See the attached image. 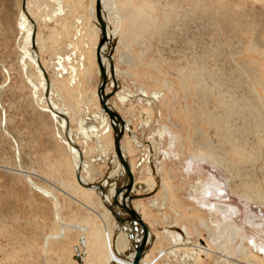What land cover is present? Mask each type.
<instances>
[{
  "label": "rangeland",
  "instance_id": "obj_1",
  "mask_svg": "<svg viewBox=\"0 0 264 264\" xmlns=\"http://www.w3.org/2000/svg\"><path fill=\"white\" fill-rule=\"evenodd\" d=\"M22 1L0 0V264H108L106 250L98 248L105 247V228L111 230L109 247L119 246L121 251L127 245L119 243L122 235H114V230L122 227L106 209L99 190L89 191L88 197L75 189H81L76 182L75 155L63 142L60 122L51 117L57 122L53 124L50 113L43 110V79L25 55L28 28L21 26ZM114 1L120 10L131 8L130 17L140 19L128 29L124 22L118 26L114 64L118 92L127 100L122 103L114 96L111 103L131 126L121 145L133 167V196H140L133 207L149 225L151 239L156 240L153 253H158L147 264H264V255L256 248L264 246V206L231 192L229 181L216 167L186 158L180 112L184 97L176 89L172 72L174 55L185 51L184 40H175L174 31L162 20L163 11H170V2ZM46 5L47 0L30 4L37 25V18L47 17ZM224 5L230 12L253 10L245 18L248 21L253 14L264 19V0L207 2V7L220 10H225ZM92 8H84V16V9L60 6L59 14L61 18H93ZM142 22L150 23L148 32L142 30ZM259 28V24L252 27L253 37ZM260 35L256 47L254 41L245 46L262 54L238 50V56L254 64L257 61L258 79L264 82V34ZM67 72L63 69L62 75ZM142 91L149 97H142ZM155 91L162 94L156 103L151 99ZM97 110L101 129L96 140L88 142L81 133L75 134L76 144L86 150L87 168L80 174L89 183L120 187L126 177L115 155L113 130L104 132L108 119L100 105ZM201 180L208 186L204 197ZM76 225L87 230L71 227ZM136 230L140 235L139 226ZM82 237L87 242L83 262L74 253ZM206 246L215 253L202 252ZM219 253L227 258H220Z\"/></svg>",
  "mask_w": 264,
  "mask_h": 264
},
{
  "label": "bare ground",
  "instance_id": "obj_2",
  "mask_svg": "<svg viewBox=\"0 0 264 264\" xmlns=\"http://www.w3.org/2000/svg\"><path fill=\"white\" fill-rule=\"evenodd\" d=\"M36 1L38 0H28L26 2V11H23L22 13L21 26L24 28H28L26 38L27 46L26 49H24L25 55L38 68L40 76L43 79L44 91L46 90V83L44 76L37 65V60L40 59L38 51L36 53L32 50L31 41L34 26L32 25V28V26L28 24V21H30V17L32 18L36 26L35 42L36 46L38 47V25L36 24V21L32 17L30 11V4ZM168 1L170 2V11H163L164 18H162V20L165 23L166 27H169L172 32L174 31L172 35L173 37H175V40L177 38H179V40H184L183 46L185 51H182L183 55H176L177 57L174 55V59H172V72L177 81V88H175L177 90L179 89L183 94L182 96L184 97L183 106L181 107L180 112L182 114L181 123L185 128L184 132L186 134V158L188 159V161L193 163H207L211 166L216 167L226 176L229 184L231 185V192L239 196L240 199L250 202H257L264 206V82H261L260 79H258L257 73H259V70L257 61L254 64L253 61L244 60L238 56V50H245L246 53L249 54L256 53L260 55L263 53V51H260L255 47L260 43V33L264 34V25L262 23L264 22V19L259 15L256 16L255 14H253L254 16L251 15L252 18L249 21L246 20L245 18L248 17L247 15L250 12V14H252L253 10L249 11V13L241 11L238 12L236 10H231L230 12L225 7V5V10H220L215 7L209 8L207 7V2L210 0ZM213 2H219L221 5L225 4V2L220 1ZM95 4L96 2L94 1L91 15H93V23L96 26L98 33L101 34L100 26L97 22L95 14ZM120 9L121 8L118 7L117 2H115L114 0H108V3L107 0H102V14L107 25V35L111 42L110 44H105V46L102 48V54H106L107 56L108 47H110V49L114 52L113 61L115 59L114 56L117 44V42L115 43V41L119 35L118 26L121 24V22H124L125 27H127L128 29L140 23L139 18L130 17L132 11L131 8H127L126 10ZM180 14L182 17H179ZM142 24L144 27L142 28V30L148 32L151 29L150 23L142 22ZM255 24H259L260 28L256 32L255 37H253L251 35V31L253 30L252 27H254ZM238 35L241 37L240 40L239 37H237ZM247 41H250L251 43L252 41H254L255 47H246L245 44ZM38 48L40 49V47ZM104 55L102 56V61L107 69V73L109 76V62L104 57ZM71 73L75 74L74 71H72ZM115 74L118 88L120 89L116 66ZM54 85L56 87L58 86L56 85V83H54ZM111 87L112 82L106 87V94L111 91H109ZM141 94L144 98L149 97V95L147 97V93L144 91H142ZM161 95V92H152V101H155L156 103ZM116 96L122 101V103L127 100V96H121L120 92H117ZM45 100L46 102L41 101L42 103L44 102V106L41 103V105L43 106V110L45 112H49L52 118L60 122V126L65 133L63 142L64 144L71 147L69 148L70 153H73L75 155V173L78 172V170L82 172L83 168H87V165L83 160H81L80 154L78 150H76L77 146L74 143V138L72 136L73 132L71 133L70 130V132L67 133L68 131L66 132L67 126L64 118H61L60 120L56 115V113L60 114L62 110L57 107L56 103L52 100L51 97L49 99L45 98ZM47 102L50 104V106H48ZM66 103L67 105H70L68 102ZM149 104H152V102L149 101ZM108 105H110V107L114 109L111 100L109 101ZM50 108H52V110H50ZM101 112L103 113L106 120L108 119V123L104 121L107 124L106 126H104L106 127L104 132H110L112 128L111 121L102 109ZM93 129H95V127H93ZM130 130L131 126L126 122L125 133L126 131ZM82 132V134H84V137L89 140L90 137L86 134V131L82 130ZM78 133L80 132L78 131ZM95 136L97 135L95 134ZM122 150L126 158V152L123 147ZM85 152L86 150L81 151L82 154L86 155ZM129 165L131 170L133 171L132 165L130 163ZM119 166L124 172V169L120 165V163ZM81 180L84 184H93L87 182V180H85L82 176ZM203 181L205 180L203 179ZM203 181L201 182V184L204 197L208 193V186L207 183H204ZM76 182L81 189H75L77 191H81L84 196L90 197L88 195V192L95 190L83 188L77 180ZM105 184L106 183L101 185L105 187ZM115 188V186L108 187V192L103 196V201L108 205L111 204V199L113 198ZM37 190L47 196L50 195L49 192H46L43 189L37 188ZM134 210L138 211L137 208H134ZM116 212H118L120 216H124V214H122L121 211L117 209ZM99 217L102 218V215H99ZM127 226L121 227L123 229V234L129 235L130 232ZM71 227L81 230L84 229V231L87 230L86 227L81 225ZM229 230L231 231V229ZM105 234V247L103 248L102 244L99 246V248L106 250L108 254V264H118L121 259L115 253H119L122 250H117L119 246L116 249H112L109 247V243L111 241V230L109 231V229L107 230L106 228ZM135 235L139 236L137 231L135 232ZM126 237L127 236L124 235L121 236V238H119L120 240L118 239L119 243L128 245L127 241H129V239L127 240ZM80 241L81 243L75 247L74 253L83 262L85 253L82 251L85 250L87 242L86 238L84 237H82ZM252 244L254 247L257 245L254 240L252 241ZM256 248L259 249V252H261V254L263 253L264 255V246H257ZM201 251L206 253L207 255L215 253V251H213L208 246L203 247V249L201 248ZM219 254L220 258H227L226 255H223L221 253ZM133 257L134 252L130 256V261L128 263L120 262L119 264H131ZM147 259L145 258L141 262V264H144Z\"/></svg>",
  "mask_w": 264,
  "mask_h": 264
},
{
  "label": "crops",
  "instance_id": "obj_3",
  "mask_svg": "<svg viewBox=\"0 0 264 264\" xmlns=\"http://www.w3.org/2000/svg\"><path fill=\"white\" fill-rule=\"evenodd\" d=\"M94 1L96 2V0H47V9L45 12L47 17L37 18V23L39 26H37V38L39 39L38 47H40V49L37 47L38 55L47 73L55 78L53 79L48 74L51 83L49 87L50 92L48 91L46 93V90H42L43 95H41V97H51L52 100L56 103L57 107L62 110L60 114L67 120L66 121L64 119L67 126V133H69L71 130V133L73 132V138H76L75 134H77L78 131L82 134V130H85L86 134L90 137L88 142H94L96 140V137L99 135V129H101L97 124V119L100 115L99 111L97 110L100 104L98 98V89L101 81L96 59V49L101 34L98 33V30L94 25L92 18H61V15L59 14V8L60 6H70L81 8L83 10L84 8H92ZM82 10L77 13L78 16H80ZM83 13L84 16L87 15L85 9L83 10ZM89 13L91 15V10L89 11ZM62 69H65L68 72L61 75L63 71ZM75 70V76H72L71 72ZM53 82L58 86L56 87ZM65 101L70 105H67ZM47 104L48 106H50L48 102ZM39 112L44 111L40 110ZM49 117L53 124L57 123L51 118V116ZM58 119L61 120V118ZM57 125L60 128V132L64 134L63 136L65 138V133L64 131L62 132L59 123H57ZM93 127H95V129H93ZM50 128L52 129L54 127ZM95 134L97 136H95ZM49 135L51 136L53 135V133L49 132ZM75 145L81 151L84 150L82 147L78 146L76 142ZM84 157V154H82L81 160L84 161ZM147 226L149 230H151L149 225ZM122 230L123 229L121 228L114 230V235L117 236L118 234H120L122 236H127L126 239H129L128 242H130V234H123ZM139 234H141V232H139ZM139 237L140 235L138 236V238ZM151 238L144 259L148 258L151 260L158 255L156 250H154L153 253V249L156 246V240L155 238ZM112 249H116V247ZM121 250V253H115L122 260H120L119 263H128L130 261L131 253L134 252L133 246L128 243L126 247H121ZM151 253L153 254L152 256ZM146 261L144 264L148 263Z\"/></svg>",
  "mask_w": 264,
  "mask_h": 264
},
{
  "label": "water",
  "instance_id": "obj_4",
  "mask_svg": "<svg viewBox=\"0 0 264 264\" xmlns=\"http://www.w3.org/2000/svg\"><path fill=\"white\" fill-rule=\"evenodd\" d=\"M27 1L28 0L22 1L23 11H26ZM95 14H96V19L100 26V31H101L100 40H99V43L96 49V58H97V64L99 68L100 81H101L99 89H98V98H99L101 109L111 121V126L113 130L115 155H116L118 162L124 169L126 180L122 186L115 188L114 195H113L110 205L106 204L103 201V196L106 195V193L108 192V188L103 187L101 184H90V185L84 184L81 180L80 170H78L76 174V180L83 188L99 190L102 196V201L106 209L115 218L116 222L122 227H126L128 225L127 227L130 232V242L132 243V246L134 248V257H133L131 264H141L142 260L145 257V253L148 250V244L151 238V234H150V230L147 224L142 220L138 212L134 210V207H133V202L137 199H140V196H133L134 177H133L130 165L124 156L122 145H121V141L125 135L126 122L115 109L111 108L110 105H108L109 101L114 96H116L119 88H118V83H117L116 74H115V65L113 61L114 52L113 50L110 49V47H108L107 56L106 54L105 55L102 54V48L105 46V44L111 43L107 35V25H106V22L102 14V0H96ZM29 20L32 22V25L34 26L33 34H32V41H31L32 50L37 53V46L35 42L36 26L32 18L29 17ZM103 55L109 62V73H110L109 76L107 73V69L104 66L103 61H102ZM37 65L44 76L45 83H46V93H47L50 87V80H49L48 74L46 70L44 69V67L42 66L40 59L37 60ZM111 82H112V90L108 94H106V87ZM45 98L48 99V96H46ZM50 110H52V108H50ZM56 115L59 118H64V116H62L59 113H56ZM76 150H78L80 154V158H81L82 157L81 150L78 147H76ZM116 209L121 211L124 214V216H120L118 212H116ZM138 226L141 232L139 238L138 236L135 235V232L137 231L136 229ZM112 264H115V263H112Z\"/></svg>",
  "mask_w": 264,
  "mask_h": 264
}]
</instances>
